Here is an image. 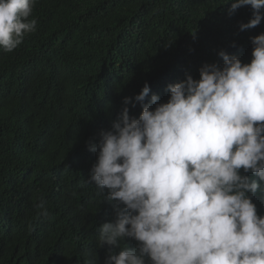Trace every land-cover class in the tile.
<instances>
[{"label":"trees","instance_id":"1","mask_svg":"<svg viewBox=\"0 0 264 264\" xmlns=\"http://www.w3.org/2000/svg\"><path fill=\"white\" fill-rule=\"evenodd\" d=\"M231 2L37 0L36 31L12 52L0 49V264H85L92 256L105 264L119 253L97 245L115 211L108 190L87 183L98 158L89 142L99 143L125 97L146 82L145 103L152 94L166 103L169 84L188 74L198 80L206 63L223 66L220 50L250 63V38L264 33V21L241 31L252 8L230 16ZM127 107L138 119L142 106ZM260 183L253 202L264 216ZM41 199L48 217L39 214Z\"/></svg>","mask_w":264,"mask_h":264},{"label":"clouds","instance_id":"2","mask_svg":"<svg viewBox=\"0 0 264 264\" xmlns=\"http://www.w3.org/2000/svg\"><path fill=\"white\" fill-rule=\"evenodd\" d=\"M36 2L0 0L4 52L36 31ZM243 6L252 18L241 31L264 21V0H232L229 15ZM250 39V63L220 50L223 66L206 63L198 80L188 74L169 84L166 103L157 94L145 103L146 82L134 99L125 97L99 143L89 142L98 158L87 183L107 189L115 211L113 222L99 226L97 245L120 249L105 264H264V216L253 202L264 182V33ZM137 104L138 119L127 107ZM37 207L49 216L43 199Z\"/></svg>","mask_w":264,"mask_h":264}]
</instances>
